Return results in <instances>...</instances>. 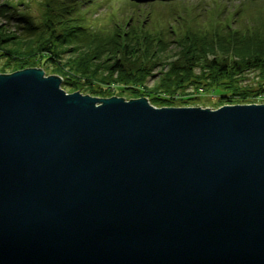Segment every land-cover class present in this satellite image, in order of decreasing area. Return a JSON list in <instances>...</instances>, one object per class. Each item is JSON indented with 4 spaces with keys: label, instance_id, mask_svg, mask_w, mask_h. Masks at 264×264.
Wrapping results in <instances>:
<instances>
[{
    "label": "water",
    "instance_id": "95a60500",
    "mask_svg": "<svg viewBox=\"0 0 264 264\" xmlns=\"http://www.w3.org/2000/svg\"><path fill=\"white\" fill-rule=\"evenodd\" d=\"M0 73V264H264V102L160 106Z\"/></svg>",
    "mask_w": 264,
    "mask_h": 264
},
{
    "label": "trees",
    "instance_id": "16d2710c",
    "mask_svg": "<svg viewBox=\"0 0 264 264\" xmlns=\"http://www.w3.org/2000/svg\"><path fill=\"white\" fill-rule=\"evenodd\" d=\"M122 1L133 6V11L147 3L151 7L157 2L172 4V7L185 8V16L186 6L191 4L187 2L190 0ZM113 2L42 0L39 1L40 20L34 22L24 11L17 12L16 4L5 0L0 4V17L26 19H23L24 24L15 23L19 33L0 25V58H4L0 73L41 65L62 77L67 91L87 86L89 93L99 96H143L156 106L176 105L175 101L164 96L173 93L186 95L183 91L190 85L195 88L201 84L221 86L229 80L231 85L219 95L220 104H247L264 90L263 24L242 31L227 25L221 27V20H217L218 23L213 22L203 30L190 25L189 17L187 21L182 17L181 27L177 29L170 21L163 27L157 26L148 12L142 18H133L129 13L125 22H114L118 15L113 12L114 15L108 18L111 24L92 28L90 18L95 15V10L102 6L110 10ZM92 8L94 10L90 13ZM188 10L195 11L194 17L201 13L195 8ZM168 14L176 21L174 13L168 11ZM176 15L179 17L180 14ZM172 45L176 46L175 50L166 54ZM67 53L72 59L64 63L62 57ZM159 65L165 70L149 88L146 80L152 77L153 67ZM249 70L257 71L261 80L254 89L241 83V78ZM111 83L118 86L115 92L109 90ZM255 90L258 91L254 93ZM178 103L181 105L182 102Z\"/></svg>",
    "mask_w": 264,
    "mask_h": 264
},
{
    "label": "rangeland",
    "instance_id": "374dc122",
    "mask_svg": "<svg viewBox=\"0 0 264 264\" xmlns=\"http://www.w3.org/2000/svg\"><path fill=\"white\" fill-rule=\"evenodd\" d=\"M4 1L5 0H0V4H2V2ZM8 1L13 4H16L17 12L24 11L26 14H28L30 17L33 18L34 22H37L38 20H40L42 9L39 8V1H42V0H8ZM187 2H190L191 4L190 5L187 4L186 6L187 16H185L184 14L185 8L179 9L176 7H172V4L168 5L167 3L162 4V3L157 2L156 6L151 7L149 6V3H147V4L142 5L139 10L134 9L136 11H133L132 10L133 8H131L133 6L127 4L125 1L114 0L113 2L114 5L112 6V9L110 10H108V8L105 6H102L100 8V5H99L98 7L100 9L98 8L99 9L98 11L95 10L96 13L95 15L91 16L90 21H91L92 28L93 27L101 28V25L108 26V24H111L108 18H109V15L112 16L114 15V13L118 15V18H114L115 19L114 22L116 21L125 22V20L129 16V13L133 15V18L135 16L136 17L140 16L142 18L144 17L146 12H148L150 13V16L153 18V20L157 23V26L159 24L161 27H163L170 21L173 24V26L178 27L177 29L181 27L180 22L183 20L182 17L185 18V21H187V18L189 17L188 22H190V25L199 26L200 28H203V30L208 28L210 25H212L213 22L218 23L217 20H221L219 21V24L221 25V27H224V25L225 26L227 25V26H230L231 28L239 29L242 31L244 29H249V30L253 29L255 27H258V25H261V24L264 25V0H204L203 2L201 0H190ZM196 2L200 4H194ZM93 8H96V7H93ZM93 8L90 13L93 12L94 10ZM189 8L198 9V11H200L201 13L197 12L198 13L197 17H194L196 14L195 11H189L188 10ZM168 11H171L172 13H174V16H176L175 17L176 21H174L173 18H169ZM176 14H180L179 17ZM23 19H26V18L24 17ZM23 19H16V18L15 19L14 18L5 19L4 17L3 18L0 17V25H6L5 27L6 30L10 32L19 33V30L16 27H14V25L15 23L24 24L25 21ZM133 21H135V19H133ZM1 30H4V29H1ZM16 36H19V35H16ZM175 48L176 46L172 45L169 48L170 50L167 51L166 54H171L172 51L175 50ZM69 54L70 53L63 55L62 61L64 63L67 62L69 59H72V57H70ZM3 60L4 58L1 57L0 63ZM94 61L93 63H95ZM33 67L42 68L44 71V76L54 74L51 71L45 70L41 65H37ZM152 70H153L152 77H149V79L147 78L146 80L149 88H152L154 86V84L158 81L160 77V74H161L160 72L164 71L165 68L162 65H159V66L153 67ZM241 79H242L241 81L242 84H245L247 86L251 85L253 89L258 87V83L261 81L260 79H258L257 71H252V70L245 72V76ZM230 85H231V82H229V80L227 82H224L223 85L221 86H215V85L210 86V85L201 84V86L195 88V86L193 87V85H190L187 88H185L183 91L184 93H186V95H179L177 93H173L170 95H165L164 97L175 101L176 105H170V106H201V107H208L211 109H215L221 105L226 104V103L220 104L218 102V99H219V95H221V93L224 90H226V86L229 87ZM94 86L96 87V85ZM82 87L83 88L76 89L75 91H79L83 94H89V95L96 96V97H107V96H99L96 93H89L91 91L88 90L87 86H82ZM60 88H63L67 93L70 92V91H67L65 86H63L62 80L60 83ZM117 88H118L117 85L113 83L109 84V90H111L112 92H115ZM257 91L258 90H255L254 93H256ZM112 95L121 96L118 94H112ZM122 97L125 100L132 98V96L131 97L122 96ZM178 102H182L181 105ZM252 102L253 103L264 102V90L258 92L254 96V101ZM156 107H160V106H156Z\"/></svg>",
    "mask_w": 264,
    "mask_h": 264
},
{
    "label": "bare ground",
    "instance_id": "6f19581e",
    "mask_svg": "<svg viewBox=\"0 0 264 264\" xmlns=\"http://www.w3.org/2000/svg\"><path fill=\"white\" fill-rule=\"evenodd\" d=\"M108 97V96H107Z\"/></svg>",
    "mask_w": 264,
    "mask_h": 264
}]
</instances>
